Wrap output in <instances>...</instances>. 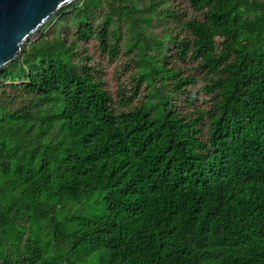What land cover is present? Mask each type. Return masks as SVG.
<instances>
[{
  "label": "trees",
  "instance_id": "1",
  "mask_svg": "<svg viewBox=\"0 0 264 264\" xmlns=\"http://www.w3.org/2000/svg\"><path fill=\"white\" fill-rule=\"evenodd\" d=\"M264 0H80L0 71V264H264Z\"/></svg>",
  "mask_w": 264,
  "mask_h": 264
},
{
  "label": "water",
  "instance_id": "2",
  "mask_svg": "<svg viewBox=\"0 0 264 264\" xmlns=\"http://www.w3.org/2000/svg\"><path fill=\"white\" fill-rule=\"evenodd\" d=\"M80 0H0V71L62 10Z\"/></svg>",
  "mask_w": 264,
  "mask_h": 264
},
{
  "label": "clouds",
  "instance_id": "3",
  "mask_svg": "<svg viewBox=\"0 0 264 264\" xmlns=\"http://www.w3.org/2000/svg\"><path fill=\"white\" fill-rule=\"evenodd\" d=\"M254 229L257 235L264 234V222L260 218H258ZM261 238H264V235Z\"/></svg>",
  "mask_w": 264,
  "mask_h": 264
}]
</instances>
